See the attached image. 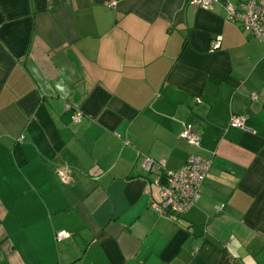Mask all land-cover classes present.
Here are the masks:
<instances>
[{
	"label": "crops",
	"instance_id": "obj_1",
	"mask_svg": "<svg viewBox=\"0 0 264 264\" xmlns=\"http://www.w3.org/2000/svg\"><path fill=\"white\" fill-rule=\"evenodd\" d=\"M191 154L199 200L159 214L154 174ZM0 264H264V32L220 4L0 0Z\"/></svg>",
	"mask_w": 264,
	"mask_h": 264
},
{
	"label": "built area",
	"instance_id": "obj_2",
	"mask_svg": "<svg viewBox=\"0 0 264 264\" xmlns=\"http://www.w3.org/2000/svg\"><path fill=\"white\" fill-rule=\"evenodd\" d=\"M186 1L188 5L204 9H211L214 4H220L224 9L225 18L239 23L244 31L253 36H260L264 32V0H239L236 3L230 0ZM212 46L213 48L219 46V38L213 40ZM251 98H256V94H251ZM72 121L75 123L81 121L80 111L73 114ZM245 121L243 115L231 114L228 124L253 133L254 130L249 128ZM180 136L191 146L198 148L201 144V136L193 122L183 124ZM211 163V158L191 154L177 170L156 172L152 181L158 187L159 201L152 203L154 210L161 215L181 216L195 206L201 196V186ZM154 167L158 168L162 165L148 158L142 164V168L146 171ZM59 175L62 181L67 182L68 177L64 171H60ZM64 236H66L64 231L56 234L57 239Z\"/></svg>",
	"mask_w": 264,
	"mask_h": 264
}]
</instances>
